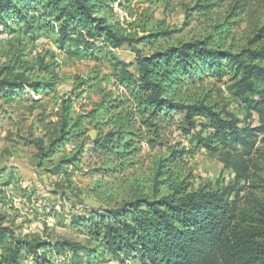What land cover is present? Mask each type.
Here are the masks:
<instances>
[{"label": "trees", "instance_id": "trees-1", "mask_svg": "<svg viewBox=\"0 0 264 264\" xmlns=\"http://www.w3.org/2000/svg\"><path fill=\"white\" fill-rule=\"evenodd\" d=\"M115 1L124 7L122 1ZM108 2L0 0V26L8 22L14 26L24 24L26 32L31 31L37 16L50 26H60L63 45L74 42L88 51L93 40L101 39L107 47L119 49L129 41L120 25H110L105 18L93 16L95 12L104 13L110 7ZM211 6L205 0L200 8ZM154 39V35H148L138 42L152 47ZM263 40L264 26L251 46L239 54L227 55L202 42L157 50L140 61L138 77L125 63L113 65L116 82L129 98L103 103L101 110L108 119L94 124L99 139L91 153L114 154L119 159L133 155L138 139L153 136L149 143L154 147L152 143L177 116H183L187 133L196 130V118H202V130L194 138L198 147L217 156L234 177L230 183L207 185L192 193L183 194L185 190L181 189L158 201L139 199L101 215L93 212L88 217L74 216L72 224L87 230L91 244L104 247L106 255L123 264L129 260L138 264H264V44L255 47L253 43ZM81 50L74 55L82 57L85 51ZM28 66L0 68V101L8 106L21 104L26 86L37 92L43 89V94H55V81L37 85L24 73H16ZM208 73L219 82L230 76V91L243 106L246 120L224 110L217 112L210 105L184 104L186 89L199 81L203 83ZM41 100L32 102L30 111L41 110ZM95 114L92 111L73 119L70 108L63 106L55 114V121L47 122L43 113L39 115L44 137L35 144L41 155L48 158L60 146L72 145L76 152L61 164L80 163L84 151L78 142L83 133L77 130L88 127L86 122L93 121ZM253 118L256 125L248 121ZM104 128L109 132L105 134ZM10 224L9 215L0 209V264H29V254L35 261H46L52 251L77 255L85 250L83 245L67 240L52 247L36 234L17 233ZM95 254L88 251L86 256Z\"/></svg>", "mask_w": 264, "mask_h": 264}, {"label": "rangeland", "instance_id": "rangeland-1", "mask_svg": "<svg viewBox=\"0 0 264 264\" xmlns=\"http://www.w3.org/2000/svg\"><path fill=\"white\" fill-rule=\"evenodd\" d=\"M119 1L124 7L110 0L104 13L93 14L110 25H120L129 41L119 49L107 47L101 39L93 40L88 51L74 42L63 45L60 26L54 22L50 26L37 16L31 31L26 32L24 24L0 26V68L14 65L18 69L28 63L16 73H24L37 85L56 83L53 95L26 86L21 104L8 106L0 101L1 212L9 215V226L17 233L36 234L55 248L65 240L85 247L77 255L52 251L46 261H35L29 254V264H123L106 255L104 247L91 244L87 230L72 224L73 217H88L93 212L101 215L139 199L158 201L181 189L183 194L192 193L233 180L234 173L225 169L217 156L198 147L194 138L202 130V118H196V130L187 133L183 116H177L152 143L154 147L149 143L154 137L145 135L136 141L133 155L120 159L114 154L90 152L99 139L93 126L108 119L101 110L103 103L129 98L116 82L113 65L125 63L138 77L143 58L157 50L196 42L227 55L239 54L251 46L264 26V0H208L213 6L204 10L200 6L205 0ZM148 35L155 37L152 47L138 42ZM253 43L259 47L264 40ZM77 49L85 51L82 57L74 55ZM208 74L203 83L186 89L184 104L210 105L217 112L224 110L246 120L243 106L230 91V76L219 82ZM36 100H41V110L30 111ZM63 106L70 108L73 119L96 111L94 120L86 122L89 126L77 130L83 133L78 146L84 154L76 165L61 164L76 152L72 145H62L54 156L44 158L35 144L44 137L39 115L43 113L47 122L55 121ZM248 121L257 123L255 118ZM88 251L96 254L88 258Z\"/></svg>", "mask_w": 264, "mask_h": 264}]
</instances>
